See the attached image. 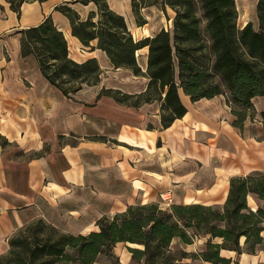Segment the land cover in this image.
Returning <instances> with one entry per match:
<instances>
[{
    "label": "crops",
    "instance_id": "0c3cea01",
    "mask_svg": "<svg viewBox=\"0 0 264 264\" xmlns=\"http://www.w3.org/2000/svg\"><path fill=\"white\" fill-rule=\"evenodd\" d=\"M258 1L235 0L240 28L252 22L258 29ZM107 2L124 16L135 40L173 29L175 13L160 0L140 8L143 23L137 22L131 0ZM0 4V135L6 139L0 144V254L18 227L38 217L66 232L87 233L97 229L99 217L160 202L162 195L172 204L222 205L232 176L264 175V96L252 99L255 115L239 128L224 95L191 101L180 90L187 112L163 128L159 102L134 107L106 95L97 98L102 87L141 92L148 78L114 68L96 39L93 47L84 46L72 34L69 18L56 9L68 4L85 20L97 12L94 2H25L19 16L5 0ZM47 16L63 32L73 60L97 59L103 70L99 84L84 85L68 97L42 74L33 54H21L20 31ZM136 56L145 72L148 47ZM247 203L253 210L264 208L254 193H248ZM205 242L206 237L190 244L174 240L195 253ZM127 245L134 246L121 242L114 248L121 264H132ZM220 253L232 259L230 264H264V243L255 253Z\"/></svg>",
    "mask_w": 264,
    "mask_h": 264
},
{
    "label": "trees",
    "instance_id": "16d2710c",
    "mask_svg": "<svg viewBox=\"0 0 264 264\" xmlns=\"http://www.w3.org/2000/svg\"><path fill=\"white\" fill-rule=\"evenodd\" d=\"M5 1L19 16L23 3L45 0ZM77 1L94 2L97 12L81 20L68 4L57 5L69 18L72 34L87 47H93L90 42L96 39V47L106 52L114 68L148 78L141 92L102 87L97 98L106 95L134 107L159 102L163 128L187 112L180 90L191 101L224 95L236 127L243 128L245 120L254 117L252 99L264 96V0L257 4L258 29L252 22L238 26L235 0H160L163 8L167 5L175 13L172 31L163 28L139 40L107 0ZM156 1L131 0L138 23L144 22L140 8ZM20 33L21 54H33L42 74L66 96L72 97L84 85L100 83L103 70L97 59L73 60L63 32L50 16ZM144 46L148 47L145 72L136 56ZM261 117L264 128V110ZM0 139L5 145L6 139L1 135ZM248 193L264 201V175L232 176L222 205H165L162 200L130 205L99 217L97 229L87 233L66 232L38 217L9 237L0 264H121L114 250L121 242L134 245H127L132 264H188L186 258L230 264L232 259L222 256V249L255 253L264 243V208L251 209ZM200 237H206V242L199 253L174 244V240L190 244Z\"/></svg>",
    "mask_w": 264,
    "mask_h": 264
},
{
    "label": "built area",
    "instance_id": "2783aa9c",
    "mask_svg": "<svg viewBox=\"0 0 264 264\" xmlns=\"http://www.w3.org/2000/svg\"><path fill=\"white\" fill-rule=\"evenodd\" d=\"M161 198H162L161 200L163 201V203L165 205H169L170 204L169 196L168 195H162Z\"/></svg>",
    "mask_w": 264,
    "mask_h": 264
},
{
    "label": "rangeland",
    "instance_id": "374dc122",
    "mask_svg": "<svg viewBox=\"0 0 264 264\" xmlns=\"http://www.w3.org/2000/svg\"><path fill=\"white\" fill-rule=\"evenodd\" d=\"M0 141L2 142L3 140L0 139ZM175 246H176V248L178 249L177 245H175ZM120 248H121V246H118V247H117V250H120Z\"/></svg>",
    "mask_w": 264,
    "mask_h": 264
}]
</instances>
